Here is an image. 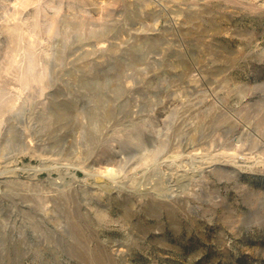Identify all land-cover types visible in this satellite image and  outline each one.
Listing matches in <instances>:
<instances>
[{
  "label": "rangeland",
  "instance_id": "obj_1",
  "mask_svg": "<svg viewBox=\"0 0 264 264\" xmlns=\"http://www.w3.org/2000/svg\"><path fill=\"white\" fill-rule=\"evenodd\" d=\"M0 264H264V0H0Z\"/></svg>",
  "mask_w": 264,
  "mask_h": 264
},
{
  "label": "bare ground",
  "instance_id": "obj_2",
  "mask_svg": "<svg viewBox=\"0 0 264 264\" xmlns=\"http://www.w3.org/2000/svg\"><path fill=\"white\" fill-rule=\"evenodd\" d=\"M106 175L109 177L110 173L108 172Z\"/></svg>",
  "mask_w": 264,
  "mask_h": 264
}]
</instances>
